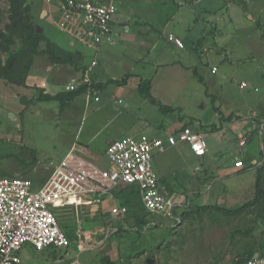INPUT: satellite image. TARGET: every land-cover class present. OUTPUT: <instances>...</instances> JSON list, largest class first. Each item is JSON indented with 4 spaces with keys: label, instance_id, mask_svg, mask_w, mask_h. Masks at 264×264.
<instances>
[{
    "label": "rangeland",
    "instance_id": "obj_1",
    "mask_svg": "<svg viewBox=\"0 0 264 264\" xmlns=\"http://www.w3.org/2000/svg\"><path fill=\"white\" fill-rule=\"evenodd\" d=\"M59 1L27 0L33 11L45 13L38 24L52 42L79 51L85 66L97 54L100 67L109 74L132 67L148 78L154 76L151 95L174 110L162 111L132 86L116 92L128 102L119 109L110 90L103 89L99 103L92 101L86 106L81 96L62 110L56 101L39 100V89L29 91L0 76V176L27 177L40 186L74 142L84 143L97 134L89 147L95 159L102 162L107 159L106 141L115 135L125 137L145 131L164 137L183 124L200 128L209 153L197 157L181 143L154 154V169L163 175L162 180L170 179L174 189L185 195L174 217L151 218L139 198H131L129 214L115 219L108 233L101 235L107 214L100 211L90 216L86 210H79L77 216L76 211L62 212L60 221L72 240L70 248L37 250L26 244L19 251L21 264H70L77 257L82 264H102L106 259L116 264H242L247 253L264 256V30L259 25L264 22V0H231L229 5L228 0H194L190 7L200 19L186 26L179 36L173 26H179L188 10L182 11L175 22L170 21L167 33L183 40V52L196 59L197 75L206 84L194 77L193 66L187 67L189 70L181 65L161 66L155 74L157 68L152 64L134 62L140 58L155 63L160 52L147 54L146 45L139 44L146 29L140 17L148 15L147 6H140L145 5L144 0H133L134 14L128 12L127 0H115L122 16L117 26L120 30L126 21L132 39L105 45L98 53L83 43L72 45L70 36L54 24L51 14L56 13ZM168 2L171 8L177 5ZM7 23L8 2L0 0V33L5 32ZM199 40L200 53L194 47ZM161 46L169 53L162 61L174 59L173 47L163 39ZM16 48L17 44L9 45L8 51L2 48L3 60ZM35 62L30 73L49 75V82L63 84L78 75L75 67L54 65L46 56H37ZM185 63L192 62L178 64ZM243 81L246 86L241 85ZM228 115L233 121L222 117ZM244 130H249V139L240 150L237 133ZM236 155L247 158L248 165L255 163L249 170L230 174L226 166L211 167L215 162L229 165ZM215 206L243 210L230 215ZM137 221L142 224L137 225ZM80 226L98 231L97 238L93 234L98 244L81 248Z\"/></svg>",
    "mask_w": 264,
    "mask_h": 264
},
{
    "label": "built area",
    "instance_id": "obj_2",
    "mask_svg": "<svg viewBox=\"0 0 264 264\" xmlns=\"http://www.w3.org/2000/svg\"><path fill=\"white\" fill-rule=\"evenodd\" d=\"M117 10L115 0H60L56 13L51 15L54 24L70 36L71 44L83 43L98 51L104 42H114L118 34L114 29ZM167 38L178 48L185 47L183 40L173 33ZM96 64L97 60L93 59L80 77L71 79L63 90L74 91L85 86L86 99L98 101L97 83L90 74ZM248 139L246 132L238 135L240 150ZM180 143L187 144L197 157L205 156L209 150L202 132L184 126L164 137L142 132L112 140L105 151L108 166L84 159L71 150L54 165L52 173L40 186L27 177L0 176V264H21L19 251L26 244L37 250H68L72 240L62 228V212L76 211L79 216V210H86L93 216L109 201L113 204L107 214L122 219L128 207L121 202L114 203L122 185L137 187L150 217H174L185 195L163 187L154 169L153 157ZM235 166L246 167L241 158ZM81 233V248L98 244L89 237H82ZM70 264L82 263L77 257ZM242 264H264V256L252 257Z\"/></svg>",
    "mask_w": 264,
    "mask_h": 264
},
{
    "label": "crops",
    "instance_id": "obj_3",
    "mask_svg": "<svg viewBox=\"0 0 264 264\" xmlns=\"http://www.w3.org/2000/svg\"><path fill=\"white\" fill-rule=\"evenodd\" d=\"M103 1H105V0H103ZM144 1H145L144 2L145 5H140V6H142V8H144V7L146 8V6H147L148 12H146V11L145 12L148 13V15L147 16L140 17V21L144 25V29L145 28L146 29L144 31H142V33H141L142 36H141V39H140L141 41H140L139 44L141 46L146 45L145 49L148 51L147 54H149L151 52H156L158 49H160V52H158L159 54L157 55V58H156V62L155 63H152V62H150V61H148L146 59H140V58L138 60L134 61V62L137 65L138 64H142L143 65V64H147V63L148 64H152L154 67L157 68L156 71H155V74H157V72L159 71V68H161V66L164 67V66H169V65H172V66H174V65H181L186 70H189L187 67L193 66L194 69H195L194 71H196V73H199L198 72V65H195V63H197L196 62V59H194L193 56H191L190 54H188L186 52H183L184 49H185V47L184 48H178L173 42L169 41L168 38H167V35L169 34L167 32L169 31V27L171 26L170 21H173L174 20V22H175L176 19L179 17V15H182V11H187L188 10V14H187V12H184L186 14H185V16H183V18L182 17L180 18L179 26H177V25H174L173 26V28L176 31L174 33H176L177 35L178 34L181 35L182 31L183 30L184 31L186 30V26H188L189 24L195 23L196 21H198L200 19V16L197 15L195 13L194 9L190 7V5L192 4V2L194 0H180L179 2H177L178 0H144ZM168 1H173L174 3H176L178 5V8H177V5H176L175 8H171L170 4H168L169 3ZM127 2H128V4H127L128 12H132V14H134L136 11H135V9H132V7H131L132 6V3H134L133 0H127ZM116 4H117V7H118V3H116ZM229 4H231V0H228V5ZM164 10H166L167 13H165ZM140 12H142V10H140ZM33 13H34V22H35V24L37 26H39L42 29V31H43V28L38 24V19L45 18L44 17L45 13L43 12L41 14H38V13L35 12V10L33 11ZM121 17H122L121 16V12L119 11V7H118V10H117V13H116V16H115V21H114V29H115V31H117L118 34L115 36L114 42H112V43H110V42H104L99 47L97 53L105 45H115L118 40L119 41H124V40H128V39H130V40L132 39L131 36L129 35L130 30H131V27H130V25L127 24L126 21H125L126 23L123 22V26H121L120 30H119V28L117 26L118 23H119V21H121ZM141 23H138V24H141ZM259 25H261L263 27V30H264V22H260ZM160 26L163 27V30H160ZM177 28H180V30L177 31L176 30ZM171 32H173V31H171ZM162 39L167 44H169V45H171L173 47L171 49L172 50L171 51L172 52L171 54L174 56V59H172L170 61H162V58H164L165 56H168L169 57V53L167 54L166 51H165V49L163 48L164 46H161ZM201 39H203V38H201ZM72 45H75V44H72ZM201 45H202V41L199 40L196 43V45L194 46L195 47V50L197 52H199V53L202 52L201 49H200V46ZM107 52L109 53L110 51H107ZM97 56L98 55L96 54L94 56V58H93V59H96L97 60V64L92 68V70L90 71V74H91L93 80L97 83V86H98L97 88L99 90L98 91V94L100 96V99L98 101H95V100H92V99L90 101H88L86 99L85 95H81V96H84L85 97V105L86 106H88L92 101H94L93 103H99L101 101V99H102V96L100 94H101V90H103V89L110 90V92L112 94L111 95V99L116 103V108L117 109H119V107L121 105H126L127 106L128 105V102L126 103L122 98L117 97L115 94L118 93L117 91H119L121 89H126L129 86H132L136 91H138L140 93V91H139V83H140L141 79H143L145 81H150L151 82V91H152L153 84H154V76L148 78V77H146L144 75V73H139V72L133 71L134 69L132 67H130V69L125 70L123 72L121 71V72H118V73L109 74L105 70V68H101L100 67V60H98V57ZM93 59H92V61H93ZM186 61H190L192 63H189V64H186L185 63L184 66L182 64H178V63H182V62H186ZM91 62H90V64H91ZM35 63L36 62H34V64ZM85 65H86L85 62L82 61V66L84 67V70L86 69L87 66H89V65H87V66H85ZM262 67L264 68V60H263ZM82 71H83V69H82ZM82 71L78 70V72H77L78 75L75 76V77H73V78L80 77V74H81ZM196 73L194 72V74H195V75L193 74L194 77L197 78L198 81L201 84H206L205 81H204V78L201 77L200 75H197ZM40 76H42V77H40ZM48 76L49 75H36L34 72L32 74L30 73L27 76V79H26V83H27L26 86H21V87L24 88V89H26V90H29V91L36 90V89H39L38 91H40L42 89V90H44L47 93L55 94V93H58L59 91H64L63 89H65V85L71 79H73V78H71L68 82L63 83V84H60V83H57L55 81L49 82ZM49 78H50V76H49ZM122 81H123V83H122ZM81 96H78V97H81ZM78 97H76V98H78ZM143 97H144V95H143ZM76 98L73 101L69 102L68 107H70L71 104L73 102H75ZM119 99H121V102L120 103L118 102ZM158 101L161 103L160 100H158ZM52 102H55V101H52ZM222 117H226L228 120H232V116L230 117L229 115L228 116H222ZM184 125H186V124H183L179 128H182ZM189 126H191L193 129H195L197 131H200L199 130L200 128H198L197 126H195L193 124L192 125L189 124ZM173 127H174V125H173ZM204 127H206V126H204ZM217 127H218V129H221L222 128V127H219V126H217ZM208 131L209 132H212V131L209 130V128H208ZM142 132H145V131L135 132L133 134L137 135V134H140ZM242 132H246L249 135V130L239 131L237 133V139H238V135L240 133H242ZM96 135L97 134H94L93 136L89 137L86 140V142H84V143L83 142L82 143H76V142H74L70 146V149L68 150V152L71 151V150H73V152L75 154L81 156L84 159L94 161V162L99 163V164H102L104 166H108L109 165L108 160L106 159L107 161L104 160L102 162L96 160L95 157H94V155H93V153H92V151H91V148L89 147V145L92 143V141H93V139H94V137ZM150 135H153V133H151ZM156 136H158V135H156ZM117 138H124V136H117V135H115L113 137V139H111V138L108 139L106 141L105 151H106V148H107L109 142H111L112 140L117 139ZM173 147H175V146H173ZM170 148H172V147H170ZM208 153H209V150H208ZM238 154H239V152H238ZM239 159H240V157L238 158L237 155H236L235 158L231 160V163L229 165H219L216 162L214 163L216 166H214L212 163H211L212 165L211 164L210 165H211V167H218L219 169H221L223 166H226L227 173L228 174H230V173H238V172H241L240 169H242V168L236 167L235 166V162L237 160H239ZM243 160L245 162V166H246L247 170L251 169V167L253 166V163H255V162H253V163H250V165H248L247 164L248 163L247 158H243ZM200 168H201L200 166H196V169L199 170ZM162 176H161V174L159 175L160 178ZM168 180H169V182L168 181H165V178H164V180H162V178H161L163 187L165 189H167L169 192H174V191L177 192L174 189L175 187H173V182H171L172 183L171 184L170 183L171 180L170 179H168ZM164 183L166 185H164ZM118 202H120V201L117 200L114 203H118ZM111 204H113V202ZM111 204L109 203V201H105L102 204V206H101V208H100V210L98 212L101 211L102 214L106 215L109 212L108 209L111 206ZM107 215L108 216H107V220H106V226H108V227L104 226L103 229H102V232H100V234L101 233L102 234L105 233L106 230H107V228L110 229L111 227H109L110 226L109 224L110 223H113L114 220H115V218H112L109 214H107ZM152 218H160V216L152 217ZM161 218H163V217H161ZM79 232H82L81 233L82 234V237L83 236H86L87 238L89 237L90 240H92V239L95 240L97 238V235H99L98 234V231H94L93 229H82L81 226L79 228ZM106 233H108V232H106ZM93 234H96V238L93 237ZM100 243H103V241H101Z\"/></svg>",
    "mask_w": 264,
    "mask_h": 264
},
{
    "label": "trees",
    "instance_id": "obj_4",
    "mask_svg": "<svg viewBox=\"0 0 264 264\" xmlns=\"http://www.w3.org/2000/svg\"><path fill=\"white\" fill-rule=\"evenodd\" d=\"M7 2L8 23L6 25L5 32L0 33V76L4 77L12 84L26 86L27 76L30 74L31 68L34 65L35 58L37 56H46L49 61L55 65H71L77 70H84V67L82 66L83 55L79 51H70L60 47L56 43L52 42L44 34L42 29L35 24L33 8L31 4L27 3V0H7ZM42 43L44 44L43 47H41ZM14 44H17V48L3 60L1 50L4 49L5 51H8L7 49L9 48V45ZM194 72L196 73V71ZM85 89V86H80L74 91H59L55 94L47 93L41 89L39 100L57 101L63 110L68 107L69 102L73 101L78 96L84 95ZM139 91L153 103L158 104L162 111L170 112L174 110L171 106L162 105L151 95L150 81L141 79L139 83ZM259 169H261V167H259L258 170ZM245 170H247V168L240 169V171ZM259 180L260 174L257 175V183ZM116 196L122 204H125L128 207L126 216L130 212L129 200L131 198H139L141 201L139 191L135 185L123 186L116 192ZM215 209L219 210L223 214L230 215L243 210V208L230 210L219 206H215ZM147 216H149L148 212ZM136 219H138V217H136ZM136 223L137 225L140 223L142 224L140 221H137ZM252 256V253H247L245 255L244 262L251 259ZM116 263V261L109 259L102 261V264Z\"/></svg>",
    "mask_w": 264,
    "mask_h": 264
}]
</instances>
